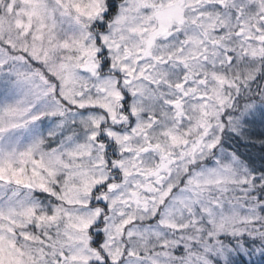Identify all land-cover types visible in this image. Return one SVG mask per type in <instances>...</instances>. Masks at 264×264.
<instances>
[{"label": "snow or ice", "instance_id": "obj_1", "mask_svg": "<svg viewBox=\"0 0 264 264\" xmlns=\"http://www.w3.org/2000/svg\"><path fill=\"white\" fill-rule=\"evenodd\" d=\"M0 264H264V0H0Z\"/></svg>", "mask_w": 264, "mask_h": 264}]
</instances>
